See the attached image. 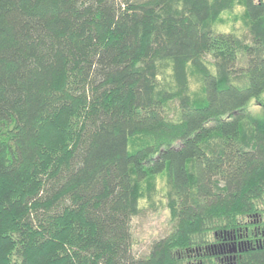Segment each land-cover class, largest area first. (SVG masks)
Returning a JSON list of instances; mask_svg holds the SVG:
<instances>
[{
	"label": "trees",
	"instance_id": "16d2710c",
	"mask_svg": "<svg viewBox=\"0 0 264 264\" xmlns=\"http://www.w3.org/2000/svg\"><path fill=\"white\" fill-rule=\"evenodd\" d=\"M0 264H264V0H0Z\"/></svg>",
	"mask_w": 264,
	"mask_h": 264
},
{
	"label": "rangeland",
	"instance_id": "374dc122",
	"mask_svg": "<svg viewBox=\"0 0 264 264\" xmlns=\"http://www.w3.org/2000/svg\"><path fill=\"white\" fill-rule=\"evenodd\" d=\"M235 13H223L222 20L215 23L218 29H237L242 30L243 20L239 17L240 7L235 8ZM252 110H259V105L252 102ZM173 222L170 219L169 209L166 205L160 204L157 208L144 206L142 211L133 215L131 220V231L133 238L132 250L135 255L143 256L150 250L152 242L168 233L172 228Z\"/></svg>",
	"mask_w": 264,
	"mask_h": 264
}]
</instances>
